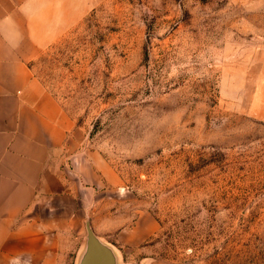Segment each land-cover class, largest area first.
<instances>
[{"label":"rangeland","instance_id":"1","mask_svg":"<svg viewBox=\"0 0 264 264\" xmlns=\"http://www.w3.org/2000/svg\"><path fill=\"white\" fill-rule=\"evenodd\" d=\"M33 63L82 138L58 264L88 219L119 264H264V0H100Z\"/></svg>","mask_w":264,"mask_h":264},{"label":"crops","instance_id":"2","mask_svg":"<svg viewBox=\"0 0 264 264\" xmlns=\"http://www.w3.org/2000/svg\"><path fill=\"white\" fill-rule=\"evenodd\" d=\"M99 2L0 0V264H58L48 224L32 213L69 193L63 163L82 138L33 61Z\"/></svg>","mask_w":264,"mask_h":264},{"label":"water","instance_id":"3","mask_svg":"<svg viewBox=\"0 0 264 264\" xmlns=\"http://www.w3.org/2000/svg\"><path fill=\"white\" fill-rule=\"evenodd\" d=\"M87 242L80 264H119L115 250L95 232L91 221H86Z\"/></svg>","mask_w":264,"mask_h":264}]
</instances>
